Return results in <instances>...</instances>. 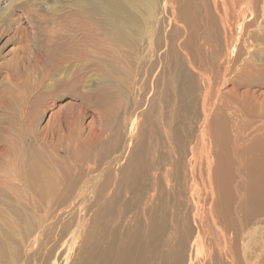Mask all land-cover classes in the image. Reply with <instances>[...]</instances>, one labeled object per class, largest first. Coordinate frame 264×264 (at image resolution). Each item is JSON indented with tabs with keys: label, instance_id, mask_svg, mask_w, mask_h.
I'll return each mask as SVG.
<instances>
[{
	"label": "bare ground",
	"instance_id": "obj_1",
	"mask_svg": "<svg viewBox=\"0 0 264 264\" xmlns=\"http://www.w3.org/2000/svg\"><path fill=\"white\" fill-rule=\"evenodd\" d=\"M165 1L117 0L110 25L134 66L118 150H131L120 178L98 173V156L82 163L98 175L64 191L59 209L89 190L101 197L83 264H196L201 254V264H264V92L252 89L264 85V0Z\"/></svg>",
	"mask_w": 264,
	"mask_h": 264
},
{
	"label": "rangeland",
	"instance_id": "obj_2",
	"mask_svg": "<svg viewBox=\"0 0 264 264\" xmlns=\"http://www.w3.org/2000/svg\"><path fill=\"white\" fill-rule=\"evenodd\" d=\"M119 7L117 0H0V264H65L73 245L67 264L84 263L89 218L101 197L89 190L79 206L59 207L64 191H77L103 167L109 178H120L117 167L131 150L127 145L123 157L118 150L121 87L134 77L133 64L119 57V29L110 25ZM252 89L262 93L264 85ZM94 132L104 140L93 144ZM79 152L87 155L75 157ZM96 156L97 172L87 174L80 165Z\"/></svg>",
	"mask_w": 264,
	"mask_h": 264
}]
</instances>
